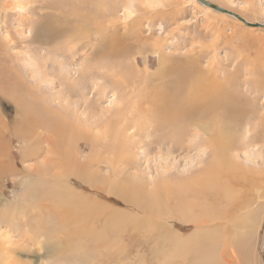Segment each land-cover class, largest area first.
Instances as JSON below:
<instances>
[{"label": "rangeland", "instance_id": "obj_1", "mask_svg": "<svg viewBox=\"0 0 264 264\" xmlns=\"http://www.w3.org/2000/svg\"><path fill=\"white\" fill-rule=\"evenodd\" d=\"M207 1L264 24V0ZM44 25L65 34L46 41ZM111 35L125 55H104ZM191 74L204 99L226 91L242 112L227 165L198 126L168 137L143 129L148 117L139 127L114 120L160 92L183 102ZM60 78L80 87L69 104ZM84 97L76 115L88 121L76 124L71 110ZM41 107L52 124L41 121ZM92 109L109 111L102 124L111 136L109 125L91 126ZM99 136L112 151L92 148ZM70 156L90 163L82 177L66 175ZM3 203L12 207L0 214V234L16 264H264V28L197 0H0V210Z\"/></svg>", "mask_w": 264, "mask_h": 264}, {"label": "bare ground", "instance_id": "obj_2", "mask_svg": "<svg viewBox=\"0 0 264 264\" xmlns=\"http://www.w3.org/2000/svg\"><path fill=\"white\" fill-rule=\"evenodd\" d=\"M207 8V7H206ZM210 9V8H209ZM223 14V13H221ZM226 15V14H225ZM227 16V15H226ZM231 17V16H229ZM233 18V17H232ZM48 23V21H47ZM46 23V24H47ZM57 27V26H55ZM33 29V28H32ZM93 29V28H92ZM41 30H43L44 32L43 35L41 36V38L43 39H46V41L48 40H52L54 39V37L58 38L61 36L60 39H62V34L64 33V30H60L58 29H53L52 26H48V25H44L43 28H41ZM69 30V29H68ZM66 31V33H68L69 31ZM72 30V29H71ZM90 30V29H88ZM73 31V30H72ZM52 34L54 37H51V35L49 36V34ZM65 34V33H64ZM95 35H98L99 33H94ZM75 36V35H73ZM49 37V38H48ZM70 37V36H69ZM92 38V36H90ZM89 37V38H90ZM99 38V41L98 42H103V38L102 37H98ZM63 39H64V36H63ZM93 39V38H92ZM118 38L115 36V35H111L109 37V41L110 42V45H112V48H109L103 52V54L105 56H109V57H114V56H121V55H125L128 51H127V48H120L117 49V44H116V40ZM94 40L97 41V37H94ZM64 41V40H63ZM67 42V41H66ZM70 42V41H69ZM107 43V41H105ZM97 43V42H96ZM117 43H119L117 41ZM105 44V43H104ZM98 45V44H97ZM96 45V46H97ZM109 45V44H108ZM126 45V44H125ZM106 46V44H105ZM113 46H116V47H113ZM119 46V45H118ZM124 46V45H123ZM111 47V46H110ZM62 49V48H61ZM70 53V49H68ZM101 51V50H100ZM98 52V49L96 48L93 53H97ZM61 53V52H60ZM67 53V52H66ZM76 54V53H75ZM64 55H65V51H64ZM63 55V56H64ZM62 56V55H61ZM68 56V55H67ZM69 57V56H68ZM67 57V58H68ZM70 59V58H69ZM44 66V64H43ZM135 66V65H134ZM135 68V67H134ZM123 69V68H122ZM83 72V71H82ZM118 72V71H117ZM122 72V71H121ZM67 73V72H66ZM97 73V72H96ZM123 73H124V77L126 78L127 74L125 73V71L123 70ZM117 75H114V77H117L120 75V72L116 73ZM123 75V74H122ZM130 76V75H129ZM128 76V77H129ZM100 78V77H99ZM186 78V79H185ZM128 79V78H127ZM183 79H185L186 81V84L187 86H185V88L188 90L186 91V95L185 97L183 98V102H179L177 101V99H174L175 96L171 97L170 96H167L165 95L162 96V92H160L159 94L157 95H154V96H150V97H146L144 98V100L141 102L139 100H134L132 102V105H131V113H128V107L129 106H123L122 108H120L117 112V114L115 115V121L117 122H120V123H123L124 124H127L129 123L130 121L132 120H135L137 123V126L139 127V124L141 122V120L145 119L148 117L146 123H144V126H143V129L147 130L148 133H151L157 129H160L162 130L163 132H165V134L168 136V137H173V134L171 133V131L175 130L177 132V135H179L181 133V135H183L184 133V130H185V127H183L185 124L193 127V126H198V130L199 131H202V133H205L209 139H208V145L211 149V152H213V155H217L218 156V159L220 160L221 164L222 165H227L228 164V156L226 155V153L229 152V149H231V146L233 144V140L235 139L233 136V132L232 131V127L234 125V122L237 118H240L241 115H242V112H240L239 110V105L238 103L235 101L234 97L230 94H228L226 91L225 93H223L221 96H219V99L218 100H213L212 102H210V100L208 99H204V94L199 86V75H195V74H191L189 76H186V77H183ZM183 79H178L176 81V87L177 88H183L184 90V87L182 85V80ZM61 80V78H60ZM68 79L64 80L62 79L61 80V84L63 82V86L65 87L64 88V92L65 94L63 95V98L65 99V102L68 101V98L71 97V94L73 91H76V89H79L80 87L77 86L76 82L74 81L73 83H70V84H65L64 81H67ZM120 81H123L122 79H120ZM121 83V82H120ZM125 84V83H124ZM61 85V86H62ZM98 86V85H96ZM122 87H124L122 85ZM162 87V86H161ZM160 87V88H161ZM76 88V89H75ZM62 89V88H61ZM44 90V89H43ZM183 90H177L178 92H182ZM62 92V91H61ZM59 92V93H61ZM78 93V92H77ZM39 94V93H38ZM85 94V93H84ZM37 95V94H36ZM96 95H97V98H95V102H97V104L100 103L102 97L104 96V92L101 90V92L97 91L96 92ZM40 96V95H38ZM73 96V95H72ZM82 96V95H81ZM80 96V97H81ZM85 96V95H83ZM82 96V97H83ZM162 96V98L159 100V97ZM41 98V97H40ZM47 98V97H46ZM204 99V103L203 104H198L199 100L200 99ZM63 99V100H64ZM83 100V99H81ZM87 100V97H84V102L80 100H78L75 104H74V110L72 109V114L74 115L75 119H76V122L74 121V117H73V120L71 117H69L71 119V121L75 122L76 124L79 123V122H87L88 121V116H84L85 119L81 118L78 114V116L76 115L77 114V110L78 108L82 107V103L84 104L85 101ZM159 100V101H158ZM54 101V99L52 100ZM41 102V101H40ZM40 104V103H39ZM51 104V103H50ZM67 104H69V102H67ZM125 104V103H124ZM144 104L147 105V107H150L151 109H147V108H142V106H144ZM46 105V104H45ZM57 105V104H56ZM53 106V104H52ZM99 106V105H98ZM57 107V106H56ZM72 107V106H70ZM97 107V106H95ZM38 108V107H37ZM84 108H85V104H84ZM83 108V109H84ZM45 109V108H44ZM42 110V112H41ZM40 113L44 114V117L42 118L41 121H44V119H46L44 122H46L47 124H52L51 120L50 122L48 121V118H47V115L44 113L45 111H43L42 107L40 108V110H38ZM62 113H64L65 115H68V112L65 110V107H62ZM69 111V110H68ZM70 111V112H71ZM74 111V112H73ZM93 111V109H92ZM135 112H138L137 114H135ZM82 115H84V110H82L80 112ZM94 113H95V117L97 118L96 120H93L92 123H91V126H99L102 124V122L104 123V121L107 119V114L109 113L108 110H100V113H98V111H93V113L91 114V118L94 117ZM51 115V114H50ZM81 115V116H82ZM131 115V116H130ZM46 116V118H45ZM77 117V118H76ZM203 119H208V121L206 123H202V120ZM104 120V121H103ZM189 122H187V121ZM198 121H200L198 123ZM91 122V121H90ZM40 123V122H39ZM46 123H41V124H46ZM70 123V122H69ZM151 123H155L156 126L155 127H151ZM136 124V123H135ZM108 126L109 125V128L107 129V134H109L111 136V126H110V122H106L105 124H102L101 126ZM46 126H49V125H46ZM53 126V125H52ZM72 126V125H71ZM68 127V125H67ZM193 127V128H195ZM58 131V130H57ZM62 131V130H61ZM193 131V130H192ZM110 132V133H109ZM195 132V131H194ZM106 132H105V135H107ZM114 134V133H113ZM164 134V135H165ZM75 135V134H74ZM96 136V135H94ZM98 136V135H97ZM148 137L150 135H147ZM166 136V137H167ZM100 137V136H99ZM116 138V136H115ZM66 139V138H65ZM80 138H78L77 140H79ZM102 137L100 138H96V139H93V142L91 140H89L91 143H92V148L95 149L96 147H99V146H103V145H106V144H103L104 141L102 142ZM87 140V139H86ZM104 140V139H103ZM109 141V140H108ZM54 142V141H53ZM106 142V140H105ZM144 143V142H143ZM178 145L180 146L181 145V142H177ZM108 145V144H107ZM106 145V146H107ZM179 146H176L178 149H182L180 148ZM100 147V148H101ZM113 147V146H112ZM126 147V146H125ZM174 148L173 150H176L177 148ZM114 148V147H113ZM109 151L111 150L110 149V146L108 145L107 148ZM102 150L105 152L104 150V147H102ZM112 151V150H111ZM232 151V150H231ZM94 153H95V150H94ZM32 155H35V154H32ZM76 157V156H75ZM73 156H70V160L72 161V166L69 167L67 165L69 164H64L66 167H69V172L66 174L68 176H75V175H78V177H82L83 174L85 173L84 171H86V166L90 165V163H85V164H79L76 162L77 158H75ZM65 159V158H64ZM55 160V159H54ZM96 162L100 163L99 161L96 160ZM91 166H93V163L91 164ZM80 168V169H79ZM208 169V168H207ZM78 170L81 171V174L78 173ZM226 170V169H225ZM216 173L217 172H223V170H214ZM213 171V172H214ZM229 171V170H228ZM75 173V174H74ZM95 174V173H94ZM93 173L91 174V179L89 180V184H91L92 186L96 187V184L94 182V178L93 176H95ZM218 175V174H217ZM221 176L223 175H226L225 172H223V174H219ZM200 177V176H199ZM228 177V176H227ZM209 179V178H208ZM38 180H41V177L38 176ZM62 180V179H61ZM214 180V178H213ZM196 180L194 179V184L196 183L195 182ZM61 182V181H60ZM192 182V181H191ZM200 182V181H199ZM44 184V183H43ZM208 184V183H207ZM197 185V183L195 184ZM198 185H202V184H198ZM45 186V185H44ZM160 186V185H159ZM179 186V185H178ZM189 186V185H187ZM192 186V185H191ZM191 186L186 188L185 191H187L188 189H191ZM186 187V185H185ZM198 188H200L199 186H197ZM209 187V186H208ZM197 188V189H198ZM181 189H184L181 187ZM202 190V188H201ZM193 191V190H192ZM112 192H114L115 194H117L118 196L121 195L124 197L125 200L129 201V202H134L136 199L134 197H129V196H124L122 191H119V190H116L114 189ZM197 192V191H195ZM191 193V192H190ZM201 193V192H200ZM187 194V193H186ZM198 194V193H197ZM189 195V193H188ZM187 195V196H188ZM192 197L195 199V198H198L195 194L191 193ZM184 196V195H183ZM191 197V198H192ZM157 198V196L153 195V199ZM190 198V197H189ZM192 198V199H193ZM203 198V197H202ZM11 205L9 204H6V203H3L1 205V210H0V214L2 215H7L8 212L6 211H9L11 209ZM182 213H183V210H182ZM253 214V213H250V215ZM186 216V215H185ZM253 216H256V213L255 215ZM192 221V220H191ZM172 234V233H171ZM171 234H170V237H171ZM6 235V234H5ZM204 237H207L205 235H203ZM4 237H7V236H3L0 234V264H16L17 263V260H15V258L12 257L13 253H16V248H11L9 247L8 245H6V242L4 241ZM11 237V236H10ZM8 238V237H7ZM10 238H8L9 240ZM7 240V241H8ZM209 241V239H208ZM228 243V242H227ZM196 244H197V247H200V240L199 241H196ZM10 245H11V242H10ZM227 245V244H226ZM206 246V245H205ZM204 246V247H205ZM211 246H213L212 244L206 246L207 248H210L211 249ZM201 248V247H200ZM205 249V248H204ZM12 254V255H11ZM11 255V257H10ZM181 257V256H180ZM184 261V260H183Z\"/></svg>", "mask_w": 264, "mask_h": 264}, {"label": "water", "instance_id": "obj_3", "mask_svg": "<svg viewBox=\"0 0 264 264\" xmlns=\"http://www.w3.org/2000/svg\"><path fill=\"white\" fill-rule=\"evenodd\" d=\"M197 2H199L202 6L204 7H207V8H210V9H213L219 13H223V14H226L227 16H231L233 17L234 19L242 22L245 26L247 27H251V28H264V24H252L248 21H246L244 18H242L241 16L233 13V12H230L228 10H225L207 0H197Z\"/></svg>", "mask_w": 264, "mask_h": 264}]
</instances>
